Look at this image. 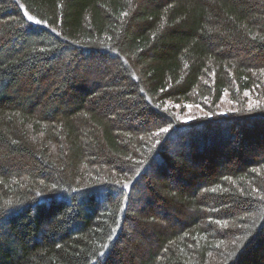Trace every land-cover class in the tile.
<instances>
[{"label":"trees","instance_id":"trees-1","mask_svg":"<svg viewBox=\"0 0 264 264\" xmlns=\"http://www.w3.org/2000/svg\"><path fill=\"white\" fill-rule=\"evenodd\" d=\"M0 264H264V0H0Z\"/></svg>","mask_w":264,"mask_h":264},{"label":"rangeland","instance_id":"rangeland-1","mask_svg":"<svg viewBox=\"0 0 264 264\" xmlns=\"http://www.w3.org/2000/svg\"><path fill=\"white\" fill-rule=\"evenodd\" d=\"M250 97V104L256 105L258 101L251 99ZM236 109V105L228 98V95H225L223 98L222 102L220 103L219 106V113L221 115H227L231 112H233ZM207 115L206 112L199 108V107H194V106H187L184 109V113L182 114L181 118L182 121L185 123H190L193 121L196 117L199 116H205Z\"/></svg>","mask_w":264,"mask_h":264},{"label":"snow or ice","instance_id":"snow-or-ice-1","mask_svg":"<svg viewBox=\"0 0 264 264\" xmlns=\"http://www.w3.org/2000/svg\"><path fill=\"white\" fill-rule=\"evenodd\" d=\"M28 19L29 20H32L33 17L29 16ZM36 23H40V21H36ZM161 132L167 133L168 132V129L167 128H161ZM156 135L159 136L160 135V132L156 133Z\"/></svg>","mask_w":264,"mask_h":264}]
</instances>
